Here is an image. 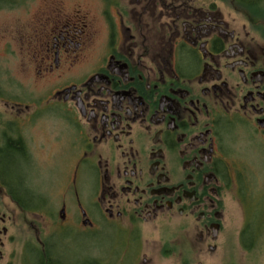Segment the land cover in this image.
Returning <instances> with one entry per match:
<instances>
[{"label": "flooded vegetation", "instance_id": "af4514ba", "mask_svg": "<svg viewBox=\"0 0 264 264\" xmlns=\"http://www.w3.org/2000/svg\"><path fill=\"white\" fill-rule=\"evenodd\" d=\"M250 7L38 1L16 94L0 76V264L17 216L106 236V257L74 263L264 264V38ZM29 227L38 264H62Z\"/></svg>", "mask_w": 264, "mask_h": 264}, {"label": "rangeland", "instance_id": "374dc122", "mask_svg": "<svg viewBox=\"0 0 264 264\" xmlns=\"http://www.w3.org/2000/svg\"><path fill=\"white\" fill-rule=\"evenodd\" d=\"M14 1L16 0H0V76H2V89H7L6 93L8 96L16 94L15 89L18 88V78L21 77L18 67V51L22 46L24 47L25 27L29 21L34 19L39 0H17V4L12 5ZM258 8L261 9H258V11L264 17V2L263 5H258ZM241 10L243 13H246L245 9ZM254 16L257 17L255 14ZM7 80L16 84H7ZM3 90L0 93L5 97ZM0 110H3L2 106H0ZM45 137L46 134L44 135ZM54 151V146L44 151L43 169L50 168L48 166L51 165V161L47 159V153ZM55 173L56 170H44L43 178L41 177V179H43L42 184L45 188L53 190V181L56 179ZM54 190L53 197L56 194L62 193V186L58 185V187H54ZM55 204L56 201L50 205L51 212L54 211ZM17 217L20 221L17 226L16 236L13 240L14 242L8 244L6 249L3 250V264H24L29 263L30 259H32L33 263L35 262V257L32 255L35 254L36 247H40V245L34 232L30 229L29 223H34L39 228L40 242L47 243L49 247H52L56 251L58 250L61 256L65 255L64 264H83V262L74 263L73 257L82 258L85 252L92 259L106 257L108 242L106 236L103 234L85 235L81 234L77 228H73L71 232L65 231L64 233H59L57 232L58 228L56 227L55 218ZM24 219L27 221V224L24 223ZM156 239L157 235L153 236L150 240ZM28 244L31 250L28 252L29 254L26 258L24 253L26 249L24 250V248H27ZM30 254H32L31 257L29 256Z\"/></svg>", "mask_w": 264, "mask_h": 264}, {"label": "trees", "instance_id": "16d2710c", "mask_svg": "<svg viewBox=\"0 0 264 264\" xmlns=\"http://www.w3.org/2000/svg\"><path fill=\"white\" fill-rule=\"evenodd\" d=\"M241 2H248L251 4V7L248 8V9H245L246 11V15L248 17H252L254 20L253 22V30L257 33H259L263 38H264V17H262L261 13H259L258 9L261 10L260 8H258V5H263V2L264 0H239ZM261 7V6H260ZM248 10V11H247ZM257 15V17L254 16V14ZM47 253H50V251L52 252L53 251V248L52 247H49L47 245ZM52 248V249H51ZM31 250V249H30ZM32 254H30L29 256L31 257ZM35 257V262L33 263L30 259V262L28 264H38L37 262V257H40V254H38L36 251H35V254L32 255ZM49 257V255H47V258ZM46 264V262H45ZM51 264V263H49Z\"/></svg>", "mask_w": 264, "mask_h": 264}]
</instances>
